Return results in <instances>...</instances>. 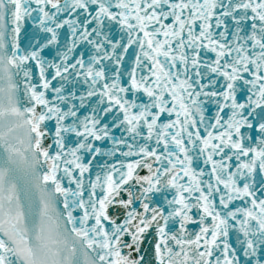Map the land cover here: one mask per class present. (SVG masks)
Wrapping results in <instances>:
<instances>
[{"label":"snow or ice","instance_id":"obj_1","mask_svg":"<svg viewBox=\"0 0 264 264\" xmlns=\"http://www.w3.org/2000/svg\"><path fill=\"white\" fill-rule=\"evenodd\" d=\"M0 264H264V0H0Z\"/></svg>","mask_w":264,"mask_h":264}]
</instances>
